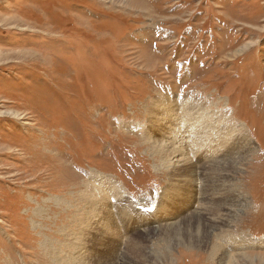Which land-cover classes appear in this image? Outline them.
Returning <instances> with one entry per match:
<instances>
[{
  "label": "rangeland",
  "instance_id": "1",
  "mask_svg": "<svg viewBox=\"0 0 264 264\" xmlns=\"http://www.w3.org/2000/svg\"><path fill=\"white\" fill-rule=\"evenodd\" d=\"M166 99L237 143L216 185L163 167ZM203 193L241 250L212 251ZM260 240L264 0H0V264H264Z\"/></svg>",
  "mask_w": 264,
  "mask_h": 264
},
{
  "label": "bare ground",
  "instance_id": "2",
  "mask_svg": "<svg viewBox=\"0 0 264 264\" xmlns=\"http://www.w3.org/2000/svg\"><path fill=\"white\" fill-rule=\"evenodd\" d=\"M159 108L161 109V111H159L160 112L159 115L157 114L153 115L155 119L153 120L155 121V123L154 124L152 123V126L154 127L152 128L150 135L152 140L160 138L164 141L163 142L159 140L160 142H154L156 144V147L163 152V159H162V161H164L163 167L165 166L169 168L172 172L178 171L181 174H188L192 178H194V176L196 175L198 177V174L200 175L203 173L207 175L206 179L211 182V177L208 176L210 172H211L210 174L220 172V170L223 167L227 166L229 163L232 162L231 159L234 158V156L236 155V151H237L236 146L238 147V145L236 142L235 144L232 143L233 140L231 139L230 132L227 129L221 128L222 130H220L219 120L215 119L213 115H210L205 111H202V109L201 111H192L189 107L185 105L174 104L171 99L164 100L159 105ZM159 108L157 107L156 109ZM242 149L246 152L245 147L244 148L242 147ZM57 162L58 161L56 160V163ZM195 163H197L200 166L199 167H197V165L195 166L194 165ZM202 165L203 167H201ZM56 166L59 167L61 165L59 163ZM103 180L104 177L100 175L94 177V182L96 181L100 183L103 182ZM106 182L110 183L111 181L109 179H106ZM189 183L185 182L183 186L185 188L190 187V189L188 190L192 192L193 190L192 185L194 182L192 180L191 183L190 184ZM211 183L213 185L217 184L216 180L214 182L212 181ZM197 184L198 183H196V185ZM112 192L114 193L115 191L112 189ZM200 192L202 194L203 192L202 188ZM203 194L205 196L203 198V201L211 200V202H209L211 207L209 206L208 207L209 209L203 210V212L200 213L199 216L192 215V217H194V220L196 222H200V221L203 222L205 220V222L201 223L203 225V228L218 232L222 230V232L224 233V236H222L219 239L221 243L219 244L217 242V244H213L212 251L220 252L222 246H226L225 248L229 252L232 251V253L234 251L241 250V248L243 247L240 248L234 247L235 244L234 245L231 244L232 241H230L229 239L231 236H229V234L227 233L228 231H224L225 228L227 227L229 218L223 219V217L224 216L229 217L230 214L228 213L227 215H225V213L227 211L229 212L233 210L234 206L231 210L232 200L228 199L227 197H223V198L221 197L219 199V203L218 204L216 203L217 206H215V204H213L214 203L213 198L206 195V193ZM171 195H173L172 192H166L165 199L168 200ZM191 195L192 194L190 193V197ZM186 196L188 197V193ZM171 200L172 198L169 199L168 202H170ZM189 204H190V199L188 201L182 202L181 206L183 209H185ZM221 207L226 212L224 213L220 212L222 211ZM214 212L217 213L220 212L221 215L215 213L217 217L215 218L214 216L213 219H209L207 215L211 214L210 216H212ZM170 229L171 228H169L167 232L168 233L167 237L173 244L175 243L174 235H178L179 230L177 228H174L173 230ZM241 244L242 243H240V245ZM243 246H246V244L243 243ZM253 247L264 249V240H260L253 243ZM230 254L224 252V256L222 255L221 257L223 264L229 263L227 261L231 257Z\"/></svg>",
  "mask_w": 264,
  "mask_h": 264
}]
</instances>
